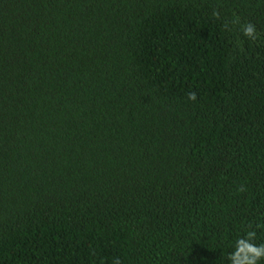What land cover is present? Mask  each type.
<instances>
[{
    "label": "trees",
    "instance_id": "16d2710c",
    "mask_svg": "<svg viewBox=\"0 0 264 264\" xmlns=\"http://www.w3.org/2000/svg\"><path fill=\"white\" fill-rule=\"evenodd\" d=\"M249 225L264 0H0V264H230Z\"/></svg>",
    "mask_w": 264,
    "mask_h": 264
},
{
    "label": "clouds",
    "instance_id": "9594fccd",
    "mask_svg": "<svg viewBox=\"0 0 264 264\" xmlns=\"http://www.w3.org/2000/svg\"><path fill=\"white\" fill-rule=\"evenodd\" d=\"M243 34L250 39H256L255 25L248 23L243 26ZM196 98L195 92L188 93L189 100L195 101ZM239 190L243 191L244 189ZM249 229L244 236L236 240L233 251L228 255L230 264H259L261 260H264V243H255L256 230L251 225H249ZM114 264H120V260L117 258L114 260Z\"/></svg>",
    "mask_w": 264,
    "mask_h": 264
}]
</instances>
